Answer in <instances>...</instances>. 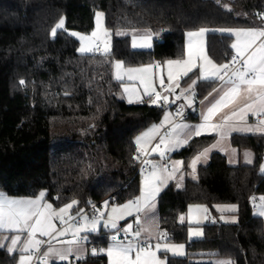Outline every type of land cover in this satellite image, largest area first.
<instances>
[{
    "label": "trees",
    "instance_id": "trees-1",
    "mask_svg": "<svg viewBox=\"0 0 264 264\" xmlns=\"http://www.w3.org/2000/svg\"><path fill=\"white\" fill-rule=\"evenodd\" d=\"M97 11L112 32L152 31L153 48L135 49L127 35L114 36L109 53H80V41L69 31L92 30ZM260 12L264 0H0V192L22 198L46 191L54 206L76 200L83 210L139 196L135 140L161 120L165 109L120 98L116 61L131 68L185 59L186 33L208 28V54L222 64L233 53L234 37L216 29L261 26ZM61 17L66 29L53 37ZM197 76L190 73L181 86ZM217 84L199 81L196 100ZM216 140V135L195 137L172 155L183 161L184 182L181 187L172 182L160 194L159 232H166L169 242L184 243L187 256L164 253L168 264H211L205 262L211 258L264 264V220L251 199L264 196V135L231 136L235 148L253 152L252 164L232 165L225 154L214 152L193 178L192 159ZM193 204L206 205L215 220L204 225L203 238L191 240L187 213ZM220 204L238 206L237 223L220 219L215 207ZM109 236L102 231L89 245L108 246ZM18 258L19 253L0 248V264H18ZM75 263L107 264V257L90 255Z\"/></svg>",
    "mask_w": 264,
    "mask_h": 264
},
{
    "label": "snow or ice",
    "instance_id": "snow-or-ice-1",
    "mask_svg": "<svg viewBox=\"0 0 264 264\" xmlns=\"http://www.w3.org/2000/svg\"><path fill=\"white\" fill-rule=\"evenodd\" d=\"M261 19V26L249 27L245 29H226L235 35L236 42L231 45L236 54L231 61L224 64L215 63L206 53L203 37L207 29L201 28L197 32H188L189 37L187 45V59L168 60L167 80L168 85L165 88L163 76L160 77V85L164 88V93L156 91L153 86V66L149 65L143 68L125 69L122 61H116V79L123 81L126 75L129 80L139 79L143 84V94L134 87H124V93L127 94L129 104L150 103L164 108L175 100H170V96H175L176 100L183 99L186 103L181 104L177 110V116L183 117L185 107L192 108L195 103V87L199 81L220 82V86L214 89L215 95L209 93L205 101H201L202 111L200 113L202 123L198 125H189L182 122H175L171 118V113H165L164 119L160 125H152L147 131L143 132L135 140L137 152L145 156L151 152L158 153L161 160H164L167 152L176 151L178 148L189 145L193 137H199L206 133H216L219 139L210 147L198 153L191 161L190 167L195 178V172L198 162L201 158H207L209 152L217 147H223L222 141H225L233 132L264 134V13L256 14ZM97 29L91 36L81 35L72 32L71 35L77 37L81 42L79 52L89 53L93 50V44L101 36H107L108 33L103 29V12H96ZM65 25L64 17L51 30V35L55 37L57 29H63ZM126 35V33H118ZM152 36L145 33L139 38L133 35L132 47H152ZM110 50V44L105 41V53ZM238 65V66H237ZM161 69L162 65L157 63L154 66ZM198 68L199 74L196 80H192L191 85L186 89H181L180 94L176 95V89L180 88L179 81L188 77L193 69ZM189 79H191L189 77ZM25 81L21 80L20 84ZM144 97H147L145 101ZM255 116V123H248L249 115ZM168 125L170 130L160 135V129ZM158 142L152 146L154 140ZM139 159V156L135 157ZM245 162L253 163L252 154L245 153ZM148 169L142 168L140 195L134 199L128 200L125 204L113 206L110 212H107L108 201L104 203V210L97 208L92 204L94 215L89 219L86 215L82 216L83 224H78L72 229V239L60 240L61 247H53L48 241L47 250L43 253L41 264H49V259H58L61 262H70L75 258L78 262L85 260L88 256L86 247L87 236H81L82 232H97L98 227L103 223L104 228L109 229L112 234L109 236L107 248L91 250V256L97 257L106 255L108 264H168L167 256L161 259L158 253H171L173 256L184 255L183 244H171L159 242L153 246L151 240L153 233H157L159 239L167 237V233L159 232V224L156 220L157 198L161 191L167 187L169 179L175 177L183 165V161H173L171 167L167 164L161 166L150 160H145ZM261 173H264V164L260 166ZM180 185L178 184L177 187ZM46 193L41 191L36 198H11L0 192V233H13L10 237V243L5 245L3 241L9 240L5 235L0 239V248H5L9 254L19 253L18 264H31L33 253L40 250L44 241L37 239L51 236L53 239L68 235L69 229L58 231L54 219H59L62 223H68V220H74L71 216V209L78 201L72 200L64 207L53 209L52 204L45 203ZM255 200V197L252 198ZM261 210L257 215L264 217V196H261ZM91 203V202H89ZM218 211L237 212V205H217ZM83 209L78 210V215L83 213ZM197 213H207L208 209L204 206H196ZM193 209H189L190 223H200L198 217L192 215ZM135 214V228L133 224H126L121 227L120 221L128 216ZM105 217H107L105 219ZM184 216L180 217V222H184ZM207 219V216L204 217ZM221 219H224L221 216ZM214 222V221H213ZM233 223L238 222L234 217ZM123 232V237H121ZM190 235L200 237L203 231L200 228L189 229ZM27 234L23 243L21 239ZM217 264H233L230 260H221Z\"/></svg>",
    "mask_w": 264,
    "mask_h": 264
},
{
    "label": "crops",
    "instance_id": "crops-1",
    "mask_svg": "<svg viewBox=\"0 0 264 264\" xmlns=\"http://www.w3.org/2000/svg\"><path fill=\"white\" fill-rule=\"evenodd\" d=\"M197 31H199V30H197ZM197 31H190V32H197ZM209 32H210V30L206 33V34H204V37H203V39H206V45H207V37H208V34H209ZM188 33V32H187ZM187 33H186V57H185V59H187V43H188V36H187ZM131 37V36H130ZM155 37H156V35L154 34V39H153V41H154V43H155ZM234 37V36H233ZM132 39V38H131ZM97 43V42H96ZM234 43V42H233ZM154 46V45H153ZM153 47H151V48H141V49H152ZM136 49V48H135ZM205 51H207V54H208V49H207V47H205ZM232 51H233V53H236L235 52V49H233L232 48ZM93 52H96V50L94 49L93 50ZM208 56H209V54H208ZM210 57V56H209ZM211 58V57H210ZM212 59V58H211ZM213 60V59H212ZM214 61V60H213ZM215 62V61H214ZM217 63V62H216ZM224 63H226V62H224ZM224 63H222V64H224ZM161 64H164V63H161ZM218 64H220V63H218ZM115 66V65H114ZM194 71H197L198 73H199V69L198 68H195V69H193V72ZM192 73V72H191ZM190 74V73H189ZM114 75H115V72H114ZM198 77V76H197ZM197 79V78H196ZM195 79V80H196ZM182 80V79H181ZM181 80H180V84H181ZM192 83V82H191ZM191 83L190 84H188L187 86H185V87H182V88H188L189 87V85H191ZM220 86V82L218 81V84L216 85V87L215 88H213L209 93H212L213 95H215V93H214V89H216V88H218ZM195 91H196V87H195V89H194ZM209 93L205 96V97H208L209 96ZM177 95H178V93H177ZM205 97L204 98H202L201 100H199V101H197L198 103L195 105V106H193V107H195V110H196V114H197V116H198V120L197 121H195V120H193V119H189V120H187V121H181V122H187V124H189V125H198V124H200V123H202V119H201V116H200V113H201V111H202V107H201V101H205ZM147 97H144V99H146ZM195 98H196V96H195ZM205 103H207V101H205ZM177 105H179V104H177ZM176 106V105H175ZM173 120H174V118H173V116L171 117ZM164 119V118H163ZM163 119H162V121H163ZM256 117L255 116H252L251 114L247 117V120H248V123H255L256 122ZM161 121V122H162ZM161 122H157V123H155V124H152V125H160L161 124ZM151 125V126H152ZM150 126V127H151ZM150 127H148L145 131H147ZM168 127V125H165L164 127H162L161 129H160V135H163V134H165L163 131H164V129H166ZM169 130H170V127H169ZM168 130V131H169ZM145 131H143V132H145ZM142 132V133H143ZM141 133V134H142ZM234 133H238V134H251V133H240V132H233L229 137H227V139L225 140V141H222V145H223V147H217V148H215V149H212L210 152H209V154H208V156H207V158L205 159V158H201V160L198 162V164H197V167H196V170H197V168H198V166H200V165H203V164H207L208 162H209V160H210V157H211V155H212V153H214V152H221V153H223V154H225L226 156H227V159H228V162L230 163V164H232V165H237V164H240V163H244L243 162V160H245V153L247 152V150H243V151H240V150H238L237 148H235L232 144H231V136L234 134ZM140 134V135H141ZM139 135V136H140ZM206 135H216V133H206V134H203V135H201V136H206ZM254 135H264V134H259V133H257V134H254ZM217 136V135H216ZM200 137V136H199ZM195 137H193V139H194ZM158 139H159V137H157V140H154L153 141V143H152V146H154V144L156 143V142H158ZM192 139V140H193ZM219 139V137L217 136V140ZM216 140V141H217ZM191 142V141H190ZM189 142V143H190ZM216 143V142H215ZM186 146H183V147H180V148H178L176 151H169V152H167V154H166V156H165V158H164V160H161V158H160V156L158 155V153H154V152H151V146L149 147V153H150V157H149V159L148 160H156V162L157 163H159V164H161L162 166L163 165H165V164H167L169 167H170V164H168L169 163V159L171 160V159H174V161H177V160H179V161H182V159H178V158H173L172 157V155L175 153V152H178V151H180L181 149H183V148H185ZM249 153V152H248ZM252 159H254V157H253V155H252ZM155 161H153V163H154ZM162 162V163H161ZM246 164H248V163H246ZM262 164H264V161H263V163ZM182 168H183V165L180 167V169H179V173L180 174H182ZM196 173V172H195ZM192 174H193V172H192ZM195 175V174H194ZM173 181L172 180H169L168 181V185H167V187L172 183ZM166 187V188H167ZM166 188H164V189H166ZM164 189L162 190V192L164 191ZM45 193H46V196H47V192L46 191H44ZM161 192V193H162ZM160 193V194H161ZM39 196V195H38ZM46 196H45V198H44V202L45 203H50V204H52L51 202H49L47 199H46ZM160 196V195H159ZM8 197H11V196H8ZM11 198H17V199H20V198H18V197H11ZM22 198H36V197H22ZM159 198V197H158ZM158 198H157V207H156V212H155V215H156V220L158 221L159 220V216H158ZM105 201H108V208L106 209V211L107 212H109L110 211V206L111 205H115V204H111L110 202H109V200H105ZM105 201H103L102 203H100L99 205H97V208H100L101 210H104V209H102L103 208V206H104V203H105ZM257 203H259V198H257ZM261 202V201H260ZM71 203V202H70ZM256 203V204H257ZM68 204V203H67ZM65 205V204H64ZM64 205H62V206H59V207H57V206H54L53 204H52V206H53V209H59V208H61V207H64ZM117 205V204H116ZM221 205V204H220ZM225 205H233V204H222L221 206H225ZM260 205H261V203H259V206H256V208H255V212H256V214L257 213H259V211L261 210V207H260ZM217 206V205H216ZM190 208H192L193 209V212H192V215L193 216H195V217H197V216H199V214L195 211V209H196V207H191L190 206ZM189 208V209H190ZM208 209V208H207ZM78 204L77 205H74L73 206V208L70 210L71 211V216L72 217H75V219L74 220H68V223H62L59 219H54L53 220V223L55 224V226H56V229L58 230V231H61V230H64V229H69V232H68V235H66V236H63V237H59V236H57V238H55V239H57V241H58V244H60L59 243V241L60 240H70V239H72V229H74L78 224H83V220H82V216H84V215H86L89 219H91V217L95 214L94 212L93 213H90V214H87V213H80L79 215L77 214L78 213ZM216 211L218 212V214H219V217H220V219H221V216H223L224 217V219H221L222 221H224L225 223H228V224H235V223H233L232 222V220H233V218L235 217L236 218V220L238 221V215H237V212H231V211H223V212H220V211H218L217 210V208H216ZM208 222H210L211 220H213L212 218L210 219V213H209V209H208ZM207 213H202L203 214V221H205V219H204V217L206 216V214ZM158 218V219H157ZM199 218V217H198ZM263 218V220H264V217H262ZM105 219H106V217H105ZM130 220H132V221H134L135 222V214L133 215V216H128V217H126L125 218V220H121L119 223H120V225H121V227H124L125 226V224L126 223H128V221H130ZM187 222L190 224V221H189V210H188V213H187ZM207 222V223H208ZM237 223V222H236ZM194 225V222L193 223H191L190 224V227L191 226H193ZM190 229V228H189ZM102 231H107L106 229H104V227H103V223H101L100 225H99V229H98V231L97 232H85V234H87L88 235V240H87V243H86V247H87V249H88V256H90L91 255V253H90V251H89V247H90V245H89V242L92 240V238L94 237V236H98V235H100V234H102ZM104 234H105V232H104ZM110 234H112V233H110ZM189 234H190V232H189ZM5 235H7V236H9V240H5V241H3V243L5 244V245H8V243L10 242V237L13 235V233H0V239H2V237L3 236H5ZM80 235L81 236H83L84 235V233L82 232V233H80ZM26 236H27V234L25 233L23 236H22V239H21V243H23V241H24V239L26 238ZM103 236V235H102ZM121 236L123 237V234L121 233ZM153 239L151 240V241H154V240H162V239H159L158 238V236H157V234L156 233H153ZM201 237V236H200ZM191 240H193L194 238H195V236H194V238H191V237H189ZM37 239H40V240H42V241H50V242H52L54 239L51 237V236H49V237H41V236H39V235H37ZM164 240V239H163ZM164 242H167V243H171V242H169L168 240H164ZM61 245V244H60ZM48 247V246H47ZM46 247V248H47ZM6 248V247H5ZM45 248V249H46ZM105 248H107V246H105ZM44 249V250H45ZM43 250V251H44ZM14 253H18V252H14ZM169 254V253H168ZM160 255V257H161V259H164L165 258V254L164 253H160L159 254ZM171 255V254H170ZM87 256V257H88ZM86 257V258H87ZM107 257V256H106ZM18 260H19V258H18ZM70 261H77L75 258H71V260ZM60 261L58 260V259H52V262H50L49 261V264H58ZM107 264H108V258H107Z\"/></svg>",
    "mask_w": 264,
    "mask_h": 264
},
{
    "label": "rangeland",
    "instance_id": "rangeland-1",
    "mask_svg": "<svg viewBox=\"0 0 264 264\" xmlns=\"http://www.w3.org/2000/svg\"><path fill=\"white\" fill-rule=\"evenodd\" d=\"M97 12H101V11H97ZM65 19V25H64V28L63 29H66V18H64ZM103 29H105L106 31H107V33H108V35L107 36H101L99 39H96L95 40V42H94V44H93V50L95 49V45H96V42H99V43H101L102 44V47H103V52H105L104 51V48H105V41H108L109 42V44H110V50H109V52L111 51V49H112V41H113V38H114V36H116V37H124V36H131V38L133 39V35L135 34V35H137V37L139 38V36H141V35H143V34H145V33H150L151 34V36H152V40H151V43H152V47H153V45H154V41H153V39H154V33L152 32V31H150V30H119V31H116V32H112L111 30H108L107 29V27H106V24H105V16L103 17ZM96 29H97V24H96V16H95V25H94V28L92 29V30H90V31H88V32H80V31H75V30H70L69 32L70 33H72V32H76V33H80L81 35H85V36H91V34H92V32L93 31H96ZM204 29H207V31L205 32V34L209 31V29L208 28H204ZM226 29H245V28H243V27H225V28H218V29H216V31H218V32H220V33H223V34H228V35H232V36H234V43L236 42V37H235V35H233V34H231L230 32H228V31H221V30H226ZM57 30H59V29H57ZM118 33H126V35H120V34H118ZM156 35V34H155ZM77 38V37H76ZM78 39V38H77ZM131 39V40H132ZM79 40V39H78ZM188 40H189V37H188ZM80 41V40H79ZM203 41H204V46L205 47H207V45H206V39H203ZM187 45H188V43H187ZM81 47V42H80V46H79V48ZM141 48H147V47H137L136 49H141ZM93 50L91 51V52H93ZM91 52H89V53H91ZM108 52V53H109ZM206 53H207V51H206ZM216 63V62H215ZM157 63H151V64H145V65H141V66H138V67H131V68H143V67H147V66H149V65H152L153 66V86H154V88L156 89V91H159V87H161V85H160V77L161 76H163V78H164V81H165V85H168V80H167V75H168V71H167V64H166V62L164 63V64H161L162 65V68L161 69H156L154 66L156 65ZM218 64V63H217ZM123 66H124V64H123ZM124 68L125 69H127V68H129V67H125L124 66ZM114 72H115V78H116V69H115V66H114ZM199 74V73H198ZM122 84V86H121V90H120V92H119V97L120 98H122V99H124V100H128V97H127V94L126 93H124V87L125 86H128V87H134V88H136L141 94H143V91H144V88H143V84L141 83V81L139 80V79H135V80H129L128 79V77L125 75L124 76V79H123V81H120ZM179 83H180V81H179ZM181 89H186V88H182V86H181V84H180V88H178V89H176V93H178V95L180 94V91H181ZM164 94H166V93H164ZM169 99L170 100H175V103H170L169 105H166L165 107H164V109H165V111H164V115H163V117L161 118V120L159 121V122H161L162 121V119L164 118V116H165V113L167 112V113H171V117L173 116V118H174V115H173V107L175 106V105H177V104H185L186 102L183 100V99H179V100H176L175 99V96H170L169 97ZM198 102L196 101V98H195V103L193 104V106H195L196 104H197ZM157 123V122H156ZM182 123H186L187 124V122H182ZM155 124V123H154ZM251 153L252 155H253V152L251 151V150H247V153ZM152 162L153 161H155L154 163L155 164H159V163H157L156 162V160H151ZM174 161V159H169V163L168 164H170V167H171V163ZM243 162H244V164H246V162H245V160H243ZM162 163V162H161ZM161 165V164H160ZM162 166V165H161ZM169 180H172L173 182H174V184H176V186L179 184L180 186L179 187H181V186H183V182H184V174L182 173V174H180L179 173V171L178 172H176L175 173V177L174 178H172V179H169ZM141 181H142V175H141ZM162 192V191H161ZM260 198V197H259ZM259 203H261L260 202V199H259ZM259 203H257L256 204V206H259ZM125 204V203H124ZM121 205H123V204H121ZM113 206H119V205H111L110 206V208H112ZM196 206H204V207H207L206 205H204V204H193V205H191V207H196ZM102 209H104V206H103V208ZM110 211H111V209H110ZM109 211V212H110ZM199 214V213H198ZM206 216H207V219H205V221H203V214L202 213H200L199 214V216H197V217H199V219H200V223L199 224H196V223H194V225L193 226H191L190 228H192V229H195V228H200V229H202V231H203V235L201 236V237H195L194 238V236H191L190 234H189V237H191V238H194V239H200V238H203L204 237V234H205V230H204V225L208 222V213L206 214ZM195 217V216H194ZM107 218V217H106ZM158 219V218H157ZM214 220H215V218H213ZM158 222V224L160 223L159 222V220L157 221ZM133 224V226H134V228H135V223H134V221H132V220H130V221H128V223H126V224ZM126 224H125V226H126ZM191 224V223H190ZM124 226V227H125ZM104 227V226H103ZM98 229H99V227H98ZM104 229H106V228H104ZM106 230H109V229H106ZM84 233V235L83 236H87V240H88V235L87 234H85V232H83ZM122 234H123V232H121ZM155 233V232H154ZM157 234V233H156ZM190 239V238H189ZM164 240H165V238H164ZM164 240L162 239V240H154V241H150L151 242V244L153 245V246H155V244L157 243V242H159V243H161L162 245L164 244V243H167V242H164ZM10 243V242H9ZM8 243V244H9ZM22 244V243H21ZM171 244H176V245H179V244H183L185 247H184V255H182V256H187V249H186V245L184 244V243H174V242H171ZM51 245L53 246V247H57V248H59V247H61L62 245H60V244H58V241H57V239H54L52 242H51ZM47 250V248L43 251V253L45 252ZM43 253H42V257H43ZM160 253H158V255H159ZM169 254H171V253H169ZM172 255V254H171ZM221 260H227V259H220V258H211V259H208V260H206L205 262H208V263H211V264H217V262L218 261H221ZM49 261L50 262H52V259L50 258L49 259ZM59 263H64V262H59Z\"/></svg>",
    "mask_w": 264,
    "mask_h": 264
},
{
    "label": "built area",
    "instance_id": "built-area-1",
    "mask_svg": "<svg viewBox=\"0 0 264 264\" xmlns=\"http://www.w3.org/2000/svg\"><path fill=\"white\" fill-rule=\"evenodd\" d=\"M260 13H263V12H260ZM95 50H96L97 52H102V51H103L102 44L99 43V42H97L96 45H95ZM235 54H236V53H231V54L226 55V59H227L226 63L230 62L231 59H232V57H233ZM237 66H238V65H237ZM164 87L166 88L167 85H164ZM159 91L162 92V93H164V88L159 87ZM179 106H180V104H179V105H176V106L173 107V115H174V121H175V122L187 121V120L191 119L192 116L196 115L195 107H192V108L185 107V108L183 109V117H181V116H177L176 113H177V110H178ZM168 130H169V126H168L166 129H164L163 132H164V133H165V132H168ZM149 157H150V153H149V155H147V156H145V155H143V154L140 153V162H139V165H138V171L141 172L142 168L145 169V170L148 169L149 166L146 165V164L144 163V161H145V160H148ZM253 197H255V196H252V198H253ZM252 198H251V199H252ZM252 202L256 204V203L258 202V201H257V198L255 197V200L252 199ZM95 205L97 206V204H95ZM93 212H94V209H93V207H92V205H91L90 207H88L87 209H85V210L83 211V214H84V213L90 214V213H93ZM107 231L110 232V230H107ZM110 233H111V232H110ZM121 237H122V236H121ZM44 242H45V243H43V244L41 245L40 250L37 251V252H34V253H33V260H32V262H31V264H41V260H42V258H43V257H42L43 250L48 246V243H47L48 241H44ZM93 248L101 249V248H105V247H104L103 245L91 244L90 247H89V251H90V253H91V250H92ZM58 264H76V263H75V261H70V262H64V263H58Z\"/></svg>",
    "mask_w": 264,
    "mask_h": 264
},
{
    "label": "water",
    "instance_id": "water-1",
    "mask_svg": "<svg viewBox=\"0 0 264 264\" xmlns=\"http://www.w3.org/2000/svg\"><path fill=\"white\" fill-rule=\"evenodd\" d=\"M176 95H177V93H176Z\"/></svg>",
    "mask_w": 264,
    "mask_h": 264
}]
</instances>
